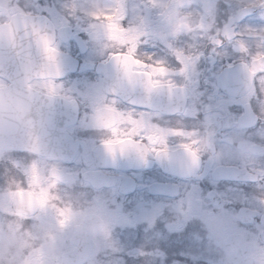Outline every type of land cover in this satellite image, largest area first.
Here are the masks:
<instances>
[{"label":"flooded vegetation","instance_id":"flooded-vegetation-1","mask_svg":"<svg viewBox=\"0 0 264 264\" xmlns=\"http://www.w3.org/2000/svg\"><path fill=\"white\" fill-rule=\"evenodd\" d=\"M21 23L0 264H264V0H0Z\"/></svg>","mask_w":264,"mask_h":264},{"label":"water","instance_id":"water-1","mask_svg":"<svg viewBox=\"0 0 264 264\" xmlns=\"http://www.w3.org/2000/svg\"><path fill=\"white\" fill-rule=\"evenodd\" d=\"M22 34H23V31L19 30L16 27H13V26L3 27L0 29V44L3 45V48H4L6 44L13 43L14 37H17L18 35H22Z\"/></svg>","mask_w":264,"mask_h":264},{"label":"snow or ice","instance_id":"snow-or-ice-1","mask_svg":"<svg viewBox=\"0 0 264 264\" xmlns=\"http://www.w3.org/2000/svg\"><path fill=\"white\" fill-rule=\"evenodd\" d=\"M136 52H137V48H136V50H135Z\"/></svg>","mask_w":264,"mask_h":264}]
</instances>
